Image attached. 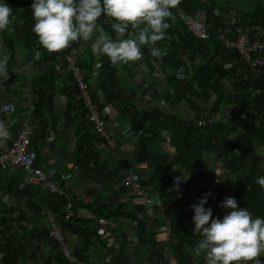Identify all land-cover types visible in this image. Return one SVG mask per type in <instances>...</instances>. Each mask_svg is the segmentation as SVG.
I'll return each mask as SVG.
<instances>
[{
    "label": "trees",
    "instance_id": "trees-1",
    "mask_svg": "<svg viewBox=\"0 0 264 264\" xmlns=\"http://www.w3.org/2000/svg\"><path fill=\"white\" fill-rule=\"evenodd\" d=\"M207 1L211 6H216L214 0ZM31 4L32 2L16 0V19L21 23L14 29L25 32L24 44L28 45V42L32 41V48L36 44L40 52L44 48L32 30L35 21ZM240 4L245 8L242 6L240 10L233 9L239 13L238 24L258 25L264 31V5L259 0L226 1L225 4H218L217 7L220 12L222 8H232V5ZM177 9L178 7L171 10L173 16L167 21L170 27L166 30V38L156 45L161 50L165 45L166 53L159 59L151 55L148 46H144L142 48L144 59H141V64L144 63L151 72L156 64H160L163 70L166 68L169 72L166 76L167 87L173 93L175 101L187 103L193 111L197 109L196 98L207 101L210 94H213L216 100L211 112L228 113L225 117V125L217 121L200 125L178 114L168 113L155 107L139 108L138 102H146L139 95L144 97L153 91L156 99L170 98V95L162 91L156 81L140 93L132 89V80L136 73L132 68L139 61L113 65L107 57H97L92 52V44L98 35L94 33L92 40L87 42L79 40L73 44L75 47H82L81 64L88 70L86 81L93 79L92 82L95 84L92 94L98 110L101 112L105 105L114 107L121 126L127 125L128 137L132 136L135 140L131 153L127 155L129 160L120 157L114 165L109 158L111 153L101 152L98 148L102 138L95 132L94 125L88 121L86 108L80 105L71 74L66 69L61 71L55 69L54 62L58 57L56 53H49L44 59H38V66L43 69L31 74L33 122L30 143L34 146L37 140L44 138L48 127L54 128L52 111L54 89L57 81L63 79L62 93L67 103L63 115L65 122L73 125L74 146L71 151L73 164L82 176L95 186L107 184L106 187L110 191V182L117 183L118 188L115 191L111 190L114 197L118 194L124 196L127 192L119 183L120 170L131 166L145 169V175H142L139 184L152 188L150 195L154 198L153 207H164L169 219V236L175 241L174 248L179 260L182 264H191L188 249L195 251L198 242L202 239L200 235L192 232L195 227L192 205L205 197L196 188L197 185L214 182L218 175V178L222 179L216 186L220 194L228 196V192H232L231 197L236 199L240 207H246L253 217L264 218V188L256 183L259 177H264V109L262 107L264 83L262 73L254 79L251 71L242 68L238 54L233 49H223L214 35L209 40L190 37L181 21L176 18ZM101 18L98 28H103L109 36L115 38L114 30L111 28V23L114 21L104 16ZM129 34H132L131 29ZM125 38H129V35L126 34ZM186 60L190 62L189 68L185 66ZM94 63L98 65V72L92 78L90 70ZM224 65L229 66L224 67ZM120 66L127 70L121 79L118 77ZM180 68H183L184 72L182 80L176 77ZM9 76L11 74H8V78ZM14 78L7 79L6 83L12 82ZM125 141H128V138L119 139L117 143L121 144ZM34 148L36 150V147ZM35 155L37 162L38 156ZM2 175H6L5 184L1 182ZM178 177L181 184L177 188L174 185L177 184L175 179ZM5 186L14 201L22 202L25 209L34 213H38L39 208L43 207L61 215L60 210L67 203L63 198L53 200L40 198L42 192L38 188L22 184L20 171L0 170V191H3ZM134 196L138 197L131 195L127 198L134 201ZM34 197H37V202ZM157 197L161 201L160 204L155 202ZM137 200L140 201L139 198ZM209 200L207 196V201ZM208 202L204 205L206 209ZM127 203L129 202L112 204L111 199L102 203L98 198L92 204H80L73 200L70 208L72 216L67 219L61 217L60 221L75 236L74 239L81 242V247L75 246L71 249L72 255L77 260L94 264L88 260L85 253L92 245L94 237L101 245L105 243L99 239L102 235L100 231L90 226V223L98 222L100 218L106 222L107 228L111 224L110 220L115 223L121 217H125L135 225L136 233L133 238L136 243L145 241L155 243L154 238L145 236L147 225L140 218L144 215L142 199L139 203L133 202L131 209L125 207ZM83 207L92 213L90 219L76 216L75 212ZM212 212L214 219L215 213ZM24 218L25 214L21 212L17 218L8 219L6 208L0 202V224L6 225L9 221L15 222L18 226ZM17 229L20 232L16 230L10 232L5 242L0 244L1 260L5 264H22L27 256L34 257V253L26 245L27 240L32 239L33 246L37 248L39 242L46 243L45 231L38 233L34 230L35 227L32 230L25 227ZM123 242L121 241L119 248L116 249L120 262L123 261L124 251H128L127 244ZM68 245L71 248L70 241ZM52 246L57 248L56 243H52ZM55 250L54 260L58 264H66V259L57 249ZM40 256L50 262L53 260L44 253H40ZM262 260L264 262V258Z\"/></svg>",
    "mask_w": 264,
    "mask_h": 264
},
{
    "label": "built area",
    "instance_id": "built-area-1",
    "mask_svg": "<svg viewBox=\"0 0 264 264\" xmlns=\"http://www.w3.org/2000/svg\"><path fill=\"white\" fill-rule=\"evenodd\" d=\"M206 1V0H205ZM264 5V0H259ZM238 10L237 8H235ZM202 10V9H198ZM231 9L229 12L224 13L223 16L219 17L218 13L211 12V18L201 16V11H196L193 14L187 13L186 11L178 8L176 10V18L181 21L185 27L186 33L195 39L209 40L211 36H215L219 41L220 46L223 49H233L239 56L242 62V68L247 69L253 73L254 79H257L259 74H263L264 83V31L258 25H243L238 24L237 17L238 12ZM32 11V10H31ZM102 20V18H100ZM211 20V21H210ZM20 23V22H19ZM253 34V35H252ZM163 54L166 53L165 45L162 47ZM83 53L82 47H75L73 43L58 55L54 62L56 70L61 71L66 69L71 74L72 83L74 84L78 93V100L80 105L84 106L87 110V119L94 125L95 132L102 138V142L98 148L101 152L111 153L123 157L126 161L129 157L123 153L122 143L118 144L119 139L126 138L128 136V126L122 125L123 136L118 138L115 133L113 122L117 120V112L114 107L105 105L100 112L96 106V102L93 97V88L91 82L86 81V74L88 70L81 64L80 54ZM162 54V55H163ZM144 59V58H142ZM160 59V57H159ZM137 62V61H136ZM134 63V62H130ZM141 60L136 65H140ZM134 65V66H136ZM186 68L190 67V62L186 60ZM229 65H224L228 67ZM119 71L126 73L125 67L120 66ZM98 72V65L94 63L90 73L91 77H95ZM138 72V73H137ZM169 72L160 67V64H156L154 70H151L142 63V66L136 71L132 84L135 86L142 84L141 86L146 87L156 81L157 86L164 92H168L170 98H158L156 103L149 97H142L150 102H138L141 108L155 107L159 110L166 111L172 114H178L184 117L186 120H192L194 123L203 125L205 122H221L226 124V119L223 111H219L216 114L211 112L212 107L215 103V96L210 94V98L204 101L200 98L195 99V104L198 111H193L189 108V105L182 101H175L173 93L167 87L166 76ZM177 78L184 79L183 68L177 71ZM3 83L0 81V170L5 172L20 171L22 173V184L36 187L42 192V196L45 199L53 200L61 197L67 199V203L61 208L59 213L52 212L47 208L40 207L38 213H34L31 210L24 208L22 202L14 201L7 191L6 186L3 191H0V202L6 208V216L8 219H15L20 216V213L25 214V221L20 223L21 227H25L28 230H36L38 233L45 231V242L56 243L58 252L66 259V264H86L82 261L77 260L71 253L68 246V239L74 237L60 221V218H69L72 216L70 210L71 204L74 198L69 192L63 187L59 180L50 179L47 173L40 168L36 163V155L32 146H30V135L33 117L31 114L32 110V90L29 86L24 84L20 90V95L16 99H10L2 94ZM165 88V90L162 89ZM144 88H138V93L144 91ZM144 89V90H142ZM195 90V88H193ZM148 96V95H147ZM264 97V87H263ZM194 98V96H192ZM138 100H140L138 98ZM66 102V100H65ZM264 109V98L262 102ZM74 114V112L72 113ZM135 142L132 136L128 137V143ZM215 154V152H213ZM142 175H145V169L139 168V166H131L123 168L119 172V183L126 188L127 193L138 196L144 202V212L152 211L154 208V198L150 195L152 188L147 186H141L139 181L142 179ZM5 180L3 183L5 184ZM222 180V179H220ZM217 181V180H216ZM208 182L205 185H197L199 192L205 194L210 193L208 208L214 211V219L219 217L223 219L224 215L230 211L221 206L222 202L232 196V192H228V196L220 194L216 190L217 182ZM175 182L180 185L181 180ZM4 186V185H3ZM155 215L157 220H164V233H166L165 242L169 241L173 243V240L169 236V219L165 214L164 207L158 206L155 208ZM99 223L106 222L101 218L98 219ZM33 226V227H32ZM18 226L15 222H7L6 225L0 224V244L5 242L10 232L19 231ZM116 244V242H115ZM28 248L34 253V257H26V260L22 264H58L56 260L52 262L47 261L46 258L40 256V249L46 246V243L39 242L38 248L33 246L32 239L27 240ZM119 246V245H117ZM32 248V249H31ZM190 252L191 264H206L205 255H195V251L188 249ZM108 256H110L108 254ZM261 264H264L261 257H259ZM0 264H5L1 260Z\"/></svg>",
    "mask_w": 264,
    "mask_h": 264
},
{
    "label": "clouds",
    "instance_id": "clouds-1",
    "mask_svg": "<svg viewBox=\"0 0 264 264\" xmlns=\"http://www.w3.org/2000/svg\"><path fill=\"white\" fill-rule=\"evenodd\" d=\"M180 0H33L32 15L35 21L33 32L40 45L49 53H60L71 43L92 40V52L97 57H107L113 65L128 64L142 59V48L148 46L153 57H161L163 52L156 47L166 38L167 22L172 18V9ZM13 9L8 3H0V32L9 30ZM108 18L115 38L103 28H98V20ZM129 29L132 34H129ZM126 34L129 38H125ZM134 34V35H133ZM7 56L0 59V75L6 73ZM179 181V177L176 178ZM222 180L218 178L217 183ZM256 183L264 188V177ZM178 188V184L174 185ZM205 194L194 210L192 229L202 239L195 248V255H205L206 264H261L264 252V218L253 217L246 208L240 207L235 198H226L221 206L229 209L223 219H213ZM157 204L161 201L157 197Z\"/></svg>",
    "mask_w": 264,
    "mask_h": 264
},
{
    "label": "crops",
    "instance_id": "crops-1",
    "mask_svg": "<svg viewBox=\"0 0 264 264\" xmlns=\"http://www.w3.org/2000/svg\"><path fill=\"white\" fill-rule=\"evenodd\" d=\"M8 1L9 0H0V3H8L13 9L11 17L13 22L9 26V30L0 32V59L6 55L8 60L6 73L0 75V81L4 83L2 85L3 96L9 97L10 99H16L17 96L20 95V90L24 84L29 86L32 90L30 85L31 74L43 69V67L38 66L37 60L44 59L48 56L49 52L45 49L39 52L40 48L36 44H34V47L32 48V41H29L28 45L24 44L23 39H25V32L15 31L21 23V21L16 19V0H10V2ZM19 1L33 3V0ZM242 6V4L232 5V8H222L219 12L218 7L211 6L207 0H181L177 7L190 14H193L196 11H201V16L211 18V12H217V15L221 17L224 13L229 12L231 9L237 8L240 10ZM100 21L101 19H99L97 23ZM81 42L85 41L81 40ZM8 74H11V76H9L10 78H8ZM123 74L125 73L122 71L118 74L119 79L123 77ZM12 77H15L14 80L10 83H6V80L12 79ZM92 80L93 79H91L90 82L92 84V88L95 89V84ZM125 82H127V80H125ZM128 82L131 83L130 80H128ZM132 89L137 91L138 86H135L133 83ZM63 90V79H60L57 81L54 89L55 99L52 102V111L55 120L54 128L48 127L44 138L37 140L34 146L30 143V146H32L35 154L38 156V161L36 162L37 165L47 173L50 179L59 180L61 185L65 187L77 203L92 204L98 198L100 202L104 203L107 202L108 199H111L112 204L128 201L129 203H127L125 207L131 209L133 202L139 203L141 198L134 196V201L132 199H128L127 196L133 195L131 193H127L124 196L123 194L122 196L118 194L117 197H114L111 190L115 191V189L118 188L117 183H114L113 181L110 182V191L106 187L107 184L95 186L87 180L85 176H82L81 172L73 164L71 156V151L74 146L73 125L65 122L63 111H65L67 103L65 102V95L62 93ZM138 107L141 108V106ZM113 124L116 125L114 128L118 138L122 137L123 129H120V127H122L120 121L115 119ZM125 137L128 138L127 135H125ZM134 144H129L127 141L123 142V153L125 155H129V151H131ZM34 147H36V150ZM109 158L115 165V162L120 159V156L110 154ZM5 176L6 175H2L1 182L5 180ZM39 197L43 198L42 194H40ZM61 198L65 199L67 202L65 197ZM137 198H139L140 201L137 200ZM34 199L35 202H37V197H34ZM75 214L76 216H81L86 219H90L92 216V213L84 207L78 209ZM25 218L22 221H25ZM140 218L147 225L145 229L146 238H154L156 240L155 243L151 244L149 241L136 243L133 238L136 233L135 225L129 220H126L127 218L125 217H121L120 220L115 223L110 220L111 224L107 228L103 223L94 221L90 223V226L100 231L102 235L99 239L105 243L101 245L94 237L92 245L89 246L88 251L85 253L88 260L94 264H100L102 262L106 264H182L175 252L174 239L171 238L173 243L170 242V240L165 242L166 233H164L163 227L165 221L157 220L155 208H153L152 211H145L144 215H141ZM21 222L18 223L19 228L21 227ZM74 237H71L70 240H68L71 245V248L69 247L70 250L75 248V246L78 248L81 247V242L76 238L74 239ZM121 241H124L127 244L126 248L128 249V251H124L122 254V262L119 261L116 250L119 248L117 245H119ZM110 246L112 247L109 248ZM55 249L57 248H54L51 242H46V246L43 249H40V251L46 254L47 257L51 258V260H54L53 253L56 251ZM108 254L110 256H108ZM260 257L264 258V252L261 253Z\"/></svg>",
    "mask_w": 264,
    "mask_h": 264
},
{
    "label": "rangeland",
    "instance_id": "rangeland-1",
    "mask_svg": "<svg viewBox=\"0 0 264 264\" xmlns=\"http://www.w3.org/2000/svg\"><path fill=\"white\" fill-rule=\"evenodd\" d=\"M181 1V0H180ZM226 1H235V0H214V2H216L215 4H216V6L218 5V4H225V2ZM142 66V64H140V65H136V66H134L132 69H133V71H138V69L140 68ZM138 73V72H137ZM142 84H140L139 85V87L138 88H144V86H141ZM162 89L163 90H165V88L164 87H162ZM154 92V91H153ZM150 94H151V96H150ZM145 97H149L152 101H153V104H155L156 103V95H155V93H152V92H150L149 93V95L147 96H145ZM146 102H150V101H146ZM223 114H224V116L226 117V115L228 114V113H226V112H223ZM135 142L133 141V144H134ZM130 153H131V151H129ZM32 249V248H31Z\"/></svg>",
    "mask_w": 264,
    "mask_h": 264
}]
</instances>
